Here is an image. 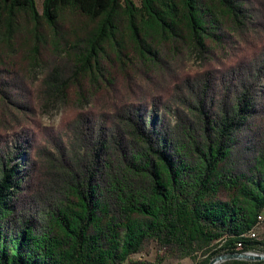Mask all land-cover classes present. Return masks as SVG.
Wrapping results in <instances>:
<instances>
[{"label": "trees", "instance_id": "1", "mask_svg": "<svg viewBox=\"0 0 264 264\" xmlns=\"http://www.w3.org/2000/svg\"><path fill=\"white\" fill-rule=\"evenodd\" d=\"M263 213L264 0H0V264H210Z\"/></svg>", "mask_w": 264, "mask_h": 264}, {"label": "rangeland", "instance_id": "2", "mask_svg": "<svg viewBox=\"0 0 264 264\" xmlns=\"http://www.w3.org/2000/svg\"><path fill=\"white\" fill-rule=\"evenodd\" d=\"M43 1L44 0H36L37 8L40 12H42ZM133 1L136 4H138V0H133ZM28 35H29V32H25L23 35V40H26ZM187 66L192 71L198 70L200 67V63L196 60L195 57H191L187 62ZM32 70L35 75V80H36L35 84H36V87L38 88L42 83V79L44 78V71L40 67H33ZM39 113H40L39 117L43 124V127L49 129L51 132H56L60 127H62L63 122H64L65 109L61 102L56 101L50 104V106L47 107L45 110L43 109L40 110ZM262 220L264 222V213L262 215ZM260 229H262V223L254 231H252L250 235L251 236L254 235V233H257L258 231H260ZM260 238H261V241L259 242H264V236L261 235ZM210 254H208L207 256L200 254L197 256L196 260L189 258V259L178 261L172 258H166L161 264H200ZM249 254H251L252 256L253 255L264 256V249L261 248V249L253 250L249 252ZM156 255H157V252H154L151 255H143V254L135 255L132 258L131 263H127V264H158L156 262L157 261ZM239 261H243L248 264H256V263L264 262V260L259 261V260H250V259L239 260Z\"/></svg>", "mask_w": 264, "mask_h": 264}, {"label": "water", "instance_id": "3", "mask_svg": "<svg viewBox=\"0 0 264 264\" xmlns=\"http://www.w3.org/2000/svg\"><path fill=\"white\" fill-rule=\"evenodd\" d=\"M246 259L262 261L264 260V256H252L251 254H226L214 258L210 262V264H221L229 260H246Z\"/></svg>", "mask_w": 264, "mask_h": 264}, {"label": "built area", "instance_id": "4", "mask_svg": "<svg viewBox=\"0 0 264 264\" xmlns=\"http://www.w3.org/2000/svg\"><path fill=\"white\" fill-rule=\"evenodd\" d=\"M260 231H261V233H260ZM260 231H258L257 233H254V235H252V237H251V240L257 241V242L261 241L260 236L261 235L264 236V222L262 223V229H260ZM239 246H241V245H239ZM246 254H249V253H246Z\"/></svg>", "mask_w": 264, "mask_h": 264}, {"label": "bare ground", "instance_id": "5", "mask_svg": "<svg viewBox=\"0 0 264 264\" xmlns=\"http://www.w3.org/2000/svg\"><path fill=\"white\" fill-rule=\"evenodd\" d=\"M253 256H255V255H253Z\"/></svg>", "mask_w": 264, "mask_h": 264}]
</instances>
